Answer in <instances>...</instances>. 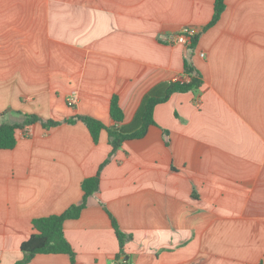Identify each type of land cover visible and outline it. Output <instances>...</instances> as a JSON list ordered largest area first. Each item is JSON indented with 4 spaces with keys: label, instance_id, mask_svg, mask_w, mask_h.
<instances>
[{
    "label": "crops",
    "instance_id": "0c3cea01",
    "mask_svg": "<svg viewBox=\"0 0 264 264\" xmlns=\"http://www.w3.org/2000/svg\"><path fill=\"white\" fill-rule=\"evenodd\" d=\"M214 1L0 0V125L42 121L0 151V264L23 258L32 220L82 203L81 182L111 152L105 130L94 144L65 121L113 127L117 95L136 126L146 96L189 81L184 61L201 87L156 105L145 137L112 154L65 239L75 264H264V0H224L202 32ZM184 26L198 30L192 48L173 41ZM109 214L129 237L122 252Z\"/></svg>",
    "mask_w": 264,
    "mask_h": 264
},
{
    "label": "trees",
    "instance_id": "16d2710c",
    "mask_svg": "<svg viewBox=\"0 0 264 264\" xmlns=\"http://www.w3.org/2000/svg\"><path fill=\"white\" fill-rule=\"evenodd\" d=\"M224 8V0L214 1L213 16L210 22L202 29V32L213 27L218 22ZM197 40L198 34L192 38L189 47H194ZM183 68L184 73L189 77V81L170 82L160 97L146 96L143 99L139 112L135 118L136 126L134 124H122L124 116L119 106L117 95H114L110 102V116L115 123L113 127H105L99 120L86 116H76L65 121L68 124H73L75 121H81L87 128L94 144L98 143L101 132L105 130L108 136L109 145L111 146V152L109 153L108 158L99 167L96 175L81 182L83 200L80 205H73L59 215H51L32 220L31 226L33 233L20 245V251L23 254V258L15 264H25L37 254H65L69 256L70 264H75V254L64 236V222L71 219H77L86 206V199L99 190L100 172L109 162V158L112 154L119 149L124 142L139 140L145 137L148 128L151 125H154L153 112L156 105L166 102L170 95L174 93L193 92L201 87V77L199 76V73L195 71L194 67L184 61ZM36 122L42 121L38 117L30 115L25 116V121L22 124H1L0 151L12 150L17 144L15 136L16 131L32 126ZM59 124L60 122L49 120L43 122V127L45 130H49ZM109 217L119 248L122 252L124 244L129 237L120 230L114 217L110 214Z\"/></svg>",
    "mask_w": 264,
    "mask_h": 264
},
{
    "label": "built area",
    "instance_id": "2783aa9c",
    "mask_svg": "<svg viewBox=\"0 0 264 264\" xmlns=\"http://www.w3.org/2000/svg\"><path fill=\"white\" fill-rule=\"evenodd\" d=\"M198 34V30L192 26H184L181 30L176 34L173 39L174 42L181 45H190L191 40ZM200 57H204V54L201 53ZM76 97L73 95L67 99V104L72 106L75 103Z\"/></svg>",
    "mask_w": 264,
    "mask_h": 264
}]
</instances>
